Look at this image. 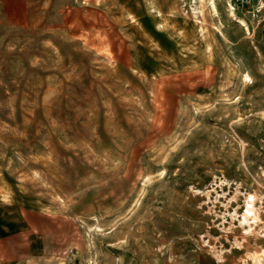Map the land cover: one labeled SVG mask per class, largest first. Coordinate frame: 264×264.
Listing matches in <instances>:
<instances>
[{
    "label": "rangeland",
    "instance_id": "obj_1",
    "mask_svg": "<svg viewBox=\"0 0 264 264\" xmlns=\"http://www.w3.org/2000/svg\"><path fill=\"white\" fill-rule=\"evenodd\" d=\"M233 2L0 0V210L33 213V264L264 262V0Z\"/></svg>",
    "mask_w": 264,
    "mask_h": 264
},
{
    "label": "crops",
    "instance_id": "obj_2",
    "mask_svg": "<svg viewBox=\"0 0 264 264\" xmlns=\"http://www.w3.org/2000/svg\"><path fill=\"white\" fill-rule=\"evenodd\" d=\"M21 209L8 210V214L0 210V264H33L39 256V248L33 247L34 240L41 242V234L37 230L33 236V228L37 225L32 220V212ZM39 228V227H38ZM216 264H264L260 258H244L222 256Z\"/></svg>",
    "mask_w": 264,
    "mask_h": 264
},
{
    "label": "bare ground",
    "instance_id": "obj_3",
    "mask_svg": "<svg viewBox=\"0 0 264 264\" xmlns=\"http://www.w3.org/2000/svg\"><path fill=\"white\" fill-rule=\"evenodd\" d=\"M242 225H245L247 228H248V227L251 228V227L254 226L253 223H252L251 221H249V220H247V219H245V218H243V220H242Z\"/></svg>",
    "mask_w": 264,
    "mask_h": 264
},
{
    "label": "built area",
    "instance_id": "obj_4",
    "mask_svg": "<svg viewBox=\"0 0 264 264\" xmlns=\"http://www.w3.org/2000/svg\"><path fill=\"white\" fill-rule=\"evenodd\" d=\"M250 0H234V4H245V3H249Z\"/></svg>",
    "mask_w": 264,
    "mask_h": 264
}]
</instances>
